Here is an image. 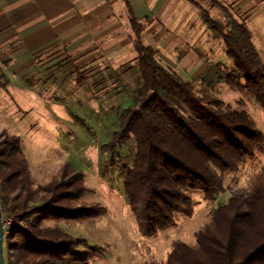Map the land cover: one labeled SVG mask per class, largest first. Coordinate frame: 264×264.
<instances>
[{"label": "trees", "instance_id": "trees-1", "mask_svg": "<svg viewBox=\"0 0 264 264\" xmlns=\"http://www.w3.org/2000/svg\"><path fill=\"white\" fill-rule=\"evenodd\" d=\"M190 1L200 8L212 37L222 41L229 59L220 64L226 81L254 96L264 110V62L250 27L220 0L212 3L224 19ZM129 10L142 82L106 148L134 140L136 152L126 168L124 191L140 232L153 236L175 225L178 213L192 214L191 189L202 190L209 199L222 193L223 175L256 155L264 133L245 109H227L206 92L198 95L190 81L162 64L157 50L142 37V23ZM198 53L208 59L202 49ZM75 73L79 86L88 83L87 73L79 67ZM0 81L8 82L2 72ZM83 176L64 165L58 177L34 187L20 137L0 134L2 208L17 217L4 238L5 264H90L97 245L43 225L46 220L80 222L106 213L100 204L79 202L86 190ZM165 264H264V169L247 191L216 208L194 246L176 241Z\"/></svg>", "mask_w": 264, "mask_h": 264}, {"label": "rangeland", "instance_id": "rangeland-1", "mask_svg": "<svg viewBox=\"0 0 264 264\" xmlns=\"http://www.w3.org/2000/svg\"><path fill=\"white\" fill-rule=\"evenodd\" d=\"M198 1L215 18L224 19L221 8ZM240 1L220 0L253 30V40L264 62V0ZM191 47L208 55L209 60L202 59L207 66L203 63L189 70L188 65L175 64L173 58L167 60L159 49L157 59L190 81L198 95L206 92L222 100L227 109H245L264 133V110L258 101L242 88L231 87L224 78L226 69L220 64H227L229 59L222 41L208 33ZM101 49L102 54L78 56L73 50L54 47L37 58L38 69L23 73L0 63V72L8 79L5 85L0 83V134L20 137L34 187L58 177L64 165L70 172H83L86 190L79 202L100 204L106 213L80 222L46 220L43 225L59 227L97 245L90 264H165L176 241L194 246L198 231L212 222L216 208L232 195L247 191L258 178L264 169V142L253 158L223 175L222 193L209 199L202 190L191 189V215L178 213L175 225L153 236L142 234L124 191L126 168L135 157V142L128 140L113 150L106 148L142 82L138 53L122 59L121 52ZM75 67L88 74L86 85L77 84Z\"/></svg>", "mask_w": 264, "mask_h": 264}, {"label": "crops", "instance_id": "crops-1", "mask_svg": "<svg viewBox=\"0 0 264 264\" xmlns=\"http://www.w3.org/2000/svg\"><path fill=\"white\" fill-rule=\"evenodd\" d=\"M205 2L215 7L212 0ZM130 7L142 23L145 43L167 60L189 70L208 65L191 47L211 33L190 0H0V63L18 73L32 71L37 58L54 47L78 56L102 54L104 48L124 59L136 52Z\"/></svg>", "mask_w": 264, "mask_h": 264}, {"label": "built area", "instance_id": "built-area-1", "mask_svg": "<svg viewBox=\"0 0 264 264\" xmlns=\"http://www.w3.org/2000/svg\"><path fill=\"white\" fill-rule=\"evenodd\" d=\"M15 214L11 210H6L2 208V224L4 227V237L9 233L12 225L15 222Z\"/></svg>", "mask_w": 264, "mask_h": 264}, {"label": "water", "instance_id": "water-1", "mask_svg": "<svg viewBox=\"0 0 264 264\" xmlns=\"http://www.w3.org/2000/svg\"><path fill=\"white\" fill-rule=\"evenodd\" d=\"M4 227L2 224V203L0 197V264H5L4 253H3V243H4Z\"/></svg>", "mask_w": 264, "mask_h": 264}]
</instances>
